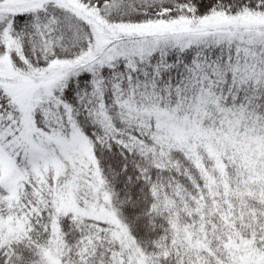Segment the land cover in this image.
<instances>
[{
    "label": "snow or ice",
    "instance_id": "6c2138e0",
    "mask_svg": "<svg viewBox=\"0 0 264 264\" xmlns=\"http://www.w3.org/2000/svg\"><path fill=\"white\" fill-rule=\"evenodd\" d=\"M0 264H264V0H0Z\"/></svg>",
    "mask_w": 264,
    "mask_h": 264
}]
</instances>
